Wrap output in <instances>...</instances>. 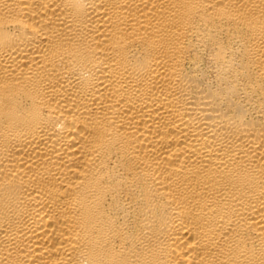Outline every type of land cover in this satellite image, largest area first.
Returning a JSON list of instances; mask_svg holds the SVG:
<instances>
[{"label": "bare ground", "instance_id": "bare-ground-1", "mask_svg": "<svg viewBox=\"0 0 264 264\" xmlns=\"http://www.w3.org/2000/svg\"><path fill=\"white\" fill-rule=\"evenodd\" d=\"M0 264H264V0H0Z\"/></svg>", "mask_w": 264, "mask_h": 264}]
</instances>
